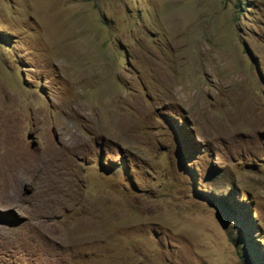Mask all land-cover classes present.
Segmentation results:
<instances>
[{
	"label": "rangeland",
	"instance_id": "1",
	"mask_svg": "<svg viewBox=\"0 0 264 264\" xmlns=\"http://www.w3.org/2000/svg\"><path fill=\"white\" fill-rule=\"evenodd\" d=\"M0 110V264H264V0H0Z\"/></svg>",
	"mask_w": 264,
	"mask_h": 264
},
{
	"label": "bare ground",
	"instance_id": "2",
	"mask_svg": "<svg viewBox=\"0 0 264 264\" xmlns=\"http://www.w3.org/2000/svg\"><path fill=\"white\" fill-rule=\"evenodd\" d=\"M18 124H19L18 118L15 115L11 116L5 110H0V186L4 188L3 193H0V200H2V203L0 204V206H2L3 208H7V209L14 208V207L18 206L19 203H25L26 199L23 196V191H22L24 184H26L28 180H34L35 179V172L37 170L39 171V169L42 167L43 164H46V166L49 165L50 169L56 168V166H57L56 163L58 161V154H59L57 148L50 142V140H48L47 137L42 135V141H43L42 147H43V149L36 156L35 155L30 156L33 165L26 168V164L24 161V159H25L24 158L25 147H24V144L21 142V140H19L17 138V134H16ZM65 148L68 150H72V149L76 150V148H78V144L75 143L74 141L69 142L65 145ZM63 149H64V147H63ZM4 175H7L6 176V182L4 181ZM44 175H46V174L44 173ZM61 175H62V173H61ZM52 176L53 175L51 174L50 177H52ZM36 178H37V176H36ZM60 179H63V178H60ZM37 180H38V178H37ZM66 180H69V179H66ZM51 181H53V180H51ZM58 181H60V180H58ZM61 184H62V182H61ZM37 185H38V183H37ZM56 186H58V184H56ZM46 187L47 186H45V188ZM65 187H67V186H65ZM62 191H63V189H62ZM59 192H61V191H59ZM37 193H39V195L42 197L44 195L45 191L42 190V191H39ZM63 193H65V191ZM57 199L59 200V198H57ZM46 203L47 202L44 201V199L42 197V203H41L40 207H42V205H44ZM84 238H86L85 235L78 234L76 236L74 235V237H72L70 239V241L73 242L74 244H77V243H80Z\"/></svg>",
	"mask_w": 264,
	"mask_h": 264
},
{
	"label": "trees",
	"instance_id": "3",
	"mask_svg": "<svg viewBox=\"0 0 264 264\" xmlns=\"http://www.w3.org/2000/svg\"><path fill=\"white\" fill-rule=\"evenodd\" d=\"M240 243H237L236 246L241 249V258L245 264H263L261 260H259L258 263L254 262L252 252H249L252 249L253 245L250 244L248 240L242 238L240 240Z\"/></svg>",
	"mask_w": 264,
	"mask_h": 264
}]
</instances>
